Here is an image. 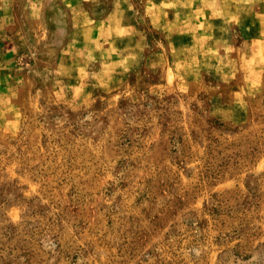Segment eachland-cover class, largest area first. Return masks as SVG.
<instances>
[{"label": "rangeland", "instance_id": "1", "mask_svg": "<svg viewBox=\"0 0 264 264\" xmlns=\"http://www.w3.org/2000/svg\"><path fill=\"white\" fill-rule=\"evenodd\" d=\"M0 264H264V0H0Z\"/></svg>", "mask_w": 264, "mask_h": 264}]
</instances>
